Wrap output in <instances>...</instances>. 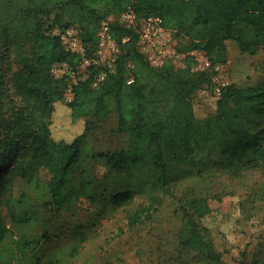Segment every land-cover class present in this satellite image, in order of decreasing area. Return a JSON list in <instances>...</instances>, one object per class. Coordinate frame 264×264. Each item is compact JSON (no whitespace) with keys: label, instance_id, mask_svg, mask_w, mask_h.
Here are the masks:
<instances>
[{"label":"trees","instance_id":"obj_1","mask_svg":"<svg viewBox=\"0 0 264 264\" xmlns=\"http://www.w3.org/2000/svg\"><path fill=\"white\" fill-rule=\"evenodd\" d=\"M49 7L67 12V19L56 17L42 32L40 16ZM128 7L138 17L159 16L165 27L190 39L186 50H202L212 62L217 60L218 46L229 39L244 49L264 46V0H0V88H7L3 63L11 47L32 41L30 56L17 57L20 68L12 76L22 106L6 91L0 93V264H69L77 250L75 242L70 247L55 244V256L46 261L41 245L52 240L46 221H38L39 235L23 233L13 238L2 206L13 224L31 222L24 210H16L22 203L12 196L16 177L38 188V172L45 168L50 174L46 205L68 209L83 197L107 216L108 205L112 209L124 206L134 195L154 201L159 190L166 192L181 178L203 173L209 161L229 172L264 163V78L246 87L227 85L219 96L213 94L215 110L198 116L193 93L202 84H210V73L191 71L194 76L187 74L181 80L171 76L173 72L164 73L168 65L150 66L136 48L134 27L111 24L121 47L114 72L98 88L91 87L89 79L77 81L72 85V99L63 100L67 80L52 76L50 68L57 62L74 66L79 55L66 50L59 37L47 30L77 25L81 39L93 47L94 21ZM124 37L127 40L121 42ZM191 64L192 58L189 68L179 72L188 73ZM129 77L133 80L127 83ZM111 105L119 129L127 131V146L95 154L104 169L97 176L89 161L81 162L88 151L85 138L91 124L106 117ZM211 209L206 196L188 199L179 244L200 260L219 262V252L202 234L207 228L199 223Z\"/></svg>","mask_w":264,"mask_h":264},{"label":"rangeland","instance_id":"obj_2","mask_svg":"<svg viewBox=\"0 0 264 264\" xmlns=\"http://www.w3.org/2000/svg\"><path fill=\"white\" fill-rule=\"evenodd\" d=\"M96 8L99 13L102 12L100 6ZM66 14L58 7H49L41 13V31L56 17L65 21ZM111 16L115 18L118 14L103 15L94 21V26L98 28L102 20ZM173 34L177 40L175 47L179 57L175 61L165 62L164 65L171 69H164V73L173 72L171 76L181 80L187 74L193 75L191 71L208 72L211 76L210 84H202L193 93L194 109L198 116L213 112L216 108L217 99L212 88L218 74H213L211 64L221 65L219 76L220 81L225 83L224 87L230 84L246 87L264 78L262 44L254 49H244L235 40L223 41L214 57L217 60L212 62L205 58L202 50H186L190 41L188 37L178 36L175 32ZM31 46L30 39L20 41L11 47L9 58L3 63L7 88H0V93L6 91L20 106L23 99L13 86L12 76L20 68L17 57H29ZM191 58L193 64L188 73L179 72V69L189 68ZM129 65L137 70L134 62ZM51 68L50 73L55 77ZM139 72L145 76L144 70ZM63 78L67 80L65 90L70 79L67 76ZM7 106L5 104L4 109ZM85 143L88 151L81 162L84 164L89 161L90 170L101 176L104 171L102 160L96 159L95 154L127 146V131L119 129L113 105L106 117L91 124ZM216 165L214 161H209L208 169L203 173H192L181 178L166 192L159 190L154 201L134 195L124 206L112 209L108 205L107 216H101V212L83 197L78 198L73 207L68 209L56 210L46 205V182L50 174L47 169L41 168L38 172V188L27 186L20 177L14 179L12 186V196L22 199V203L16 205V210H24L31 216V222L13 224L4 206L1 211L13 238L23 233L39 235L42 227L38 221H46V229L52 239L41 245L46 261L55 256V244L70 247L75 242L77 250L69 258V264H264V163L255 169H236L234 172L220 171ZM193 196L211 199L212 209L199 223L207 228L202 234L219 252V262L200 260L192 250L183 249L179 244L185 220L183 207ZM133 215L136 218L130 221ZM84 234L86 236L82 240Z\"/></svg>","mask_w":264,"mask_h":264},{"label":"built area","instance_id":"obj_3","mask_svg":"<svg viewBox=\"0 0 264 264\" xmlns=\"http://www.w3.org/2000/svg\"><path fill=\"white\" fill-rule=\"evenodd\" d=\"M115 18L111 16L100 22L96 31V44L93 47L81 39L77 25L64 28L55 27L50 32L59 37L66 50L79 55L74 66L65 62H57L51 68L56 78L67 76L70 79V83L63 92L64 101L72 99V85L77 81L89 79L90 86L98 88L114 72L117 57L121 52L120 44L111 32V24L114 22L126 27H134L137 30L136 48L150 66L160 68L166 61H175L179 57V51L175 47L177 40L173 31L163 25L159 16L150 14L138 17L135 11L128 7L118 13ZM126 40L127 37H124L121 42ZM210 68L213 74H218L217 78H214L212 89L213 94L219 96L225 86V83L220 81L219 76L221 65L214 63L210 65ZM132 80V77H129L127 83Z\"/></svg>","mask_w":264,"mask_h":264}]
</instances>
